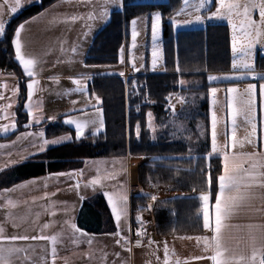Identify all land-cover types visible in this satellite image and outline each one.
<instances>
[{"label":"trees","instance_id":"trees-1","mask_svg":"<svg viewBox=\"0 0 264 264\" xmlns=\"http://www.w3.org/2000/svg\"><path fill=\"white\" fill-rule=\"evenodd\" d=\"M54 1L39 0L17 12L5 23V32L0 36V70L21 77L11 42L15 28L19 22L37 14ZM180 6L181 0L125 3L123 11L111 13L109 21L92 39L86 63H116L118 52L128 39L129 21L138 15L159 11L164 70L146 71L127 78L117 75L93 77L88 85L89 94L100 98L103 130L51 145L44 152L1 171V187L44 173L77 170L90 158L140 156L143 159L137 165V178L142 188L157 184L188 194L194 192L192 195L165 197L154 202L152 213L156 235L198 233L202 230L198 194L208 192L210 200H214L217 188L215 177L220 175L222 169L219 155L208 157L211 144L208 92L216 84L227 83L210 82L208 75L230 70L231 49L225 23L174 30L169 17ZM255 67L258 71H264V58L257 57ZM180 80L185 81L183 86L179 84ZM20 83L22 86V81ZM21 92L16 107V129L0 139H9L26 129L22 87ZM173 94L183 98L184 102L171 114L167 103L168 97ZM146 99L152 102L147 104ZM148 112L155 121L154 138H151L147 126ZM41 127L45 135L51 138L72 131L61 119L44 121ZM209 172L214 178L210 189L207 183ZM150 200L149 194H131V213L147 211ZM77 224L88 232L113 230V222L102 195L83 200ZM132 224H135L134 219Z\"/></svg>","mask_w":264,"mask_h":264},{"label":"rangeland","instance_id":"rangeland-1","mask_svg":"<svg viewBox=\"0 0 264 264\" xmlns=\"http://www.w3.org/2000/svg\"><path fill=\"white\" fill-rule=\"evenodd\" d=\"M57 1V0H56ZM54 1L49 6L54 5L56 3ZM133 0H123L122 6L113 5V9H119L114 11H123L124 3H135L129 2ZM136 3L139 2H150V1H157L161 2L162 0H135ZM98 5L100 0L97 2ZM200 0H181V6L179 10L183 9L181 15L176 16V12L173 14L172 17H175L177 20L183 22L186 20H194L195 15L199 14L205 19L202 22H193L188 24L181 23L180 25L173 27L174 30L179 28H195L201 27L208 24V22H225L228 26L229 30V40H230V49H231V62H230V70L227 72L210 74L213 76L220 77L215 81L210 82H227L224 84H216L209 89L208 92V103H209V122L211 128V136L213 133V120L216 121L215 131L217 132L216 142L218 147H224L227 143V140L230 142V145H233V141H237L236 145H251L250 143L243 142L244 137H252L253 144L261 143L264 145V108L260 107L261 99H260V85L264 84V80L254 79L255 77H260L258 74H264V71L256 70V59L257 57L264 58V48L261 47L260 44H257L252 53L251 63L254 65V71L249 72L247 69L240 66L241 62L247 60L248 58L244 56L242 52L233 53L232 52V29L228 24L227 18L225 17H211L208 19L207 17L211 16V13L216 11L217 7V0H205L204 7L199 9V12L196 10V6L199 5ZM94 7L93 9L97 10V4L93 1L92 4ZM46 7V8H47ZM62 8H66L61 5ZM99 7V6H98ZM44 8L43 10H45ZM43 10L38 12L35 15H32L21 22H19L15 28L19 27L21 24L24 25V28L21 31L20 35V43H21V52L25 56V59H33L36 61V64L33 67L34 75H40V73L47 74V80H39L34 78L36 84L34 85V89L40 90L39 88L42 87V83L46 82V87L51 88L56 93L60 92V97L64 101V105L67 106L65 109L69 107H75L78 105L80 106V110L75 113L66 114L61 118L63 124L66 119H76L80 120L81 122L85 119L89 121H96L95 126L92 123H89L83 129V135L91 133H97L102 131L104 128V120L102 110L100 108V113L97 114L96 107V96L89 94L88 85L91 81L90 78L87 81H83L85 91H75L77 85L73 82L75 79H81V74H89L97 75L102 74L105 72L118 74V73H144L146 71L155 72V71H162L164 70V61H163V47H162V29L160 26V30L157 34V40L155 42V47L159 52V59L157 61L156 67L153 68L152 64V52L154 48L153 40H152V30H151V14L157 13L159 11H152L151 13H144L132 18L129 21L128 25V39L123 44L124 48V62L121 63V48L118 52V59L116 63L113 64H105V63H86L85 58L88 50L87 47L82 46L83 41L79 39H68L62 44H46L42 46L41 44L33 43L30 41L29 37L25 30H27L26 22L28 20H33L34 18L40 16ZM19 12V11H18ZM108 16V21L110 19L111 13ZM17 13V12H16ZM160 13V12H159ZM36 16V17H35ZM13 17V16H12ZM86 17H88L86 15ZM252 18L254 20H259V11L253 9L252 11ZM136 20L137 23L135 25L132 24L133 20ZM30 20V21H31ZM207 22V23H206ZM133 27H135L136 32L138 35L133 41L132 31ZM14 31V34H15ZM14 34L12 40L14 38ZM2 35V34H0ZM12 42V41H11ZM91 42V41H90ZM90 44V43H89ZM135 44V46H133ZM77 47V51L73 52V47ZM121 46V47H122ZM15 60L23 73V67L16 59V50L15 46L12 43ZM236 59L238 64L235 69H233L232 61ZM58 60H61L59 63ZM51 61V62H50ZM131 61V62H130ZM133 63L135 64V69H133ZM87 66V67H86ZM96 66V67H92ZM21 74V76H22ZM59 75V76H57ZM208 75V77L210 76ZM57 76V77H56ZM225 76L232 77L231 79H224ZM19 78L18 76H16ZM15 77V78H16ZM24 77V76H23ZM71 77V78H69ZM209 81V79H208ZM229 81V83H228ZM232 81V82H231ZM18 82V97L21 96L22 92H19L20 87L24 88V99H23V110L25 109L24 103L27 94V84L30 82L29 79H22V86L21 83ZM248 84L255 85V95H254V107L252 109L251 115L253 117L251 124L245 118L243 111L239 114H233L232 109L229 108V98L232 99V107L233 108H240L244 109V105L239 101L245 99L244 89L247 87ZM217 89L215 93L211 92V89ZM229 88H236L238 91L234 93H229L227 90ZM39 92V91H38ZM48 95H52L53 92L48 91ZM20 93V94H19ZM45 96L46 97H48ZM41 99L44 97L42 95L39 96ZM53 98V97H51ZM76 98V99H74ZM74 99V100H72ZM180 97L173 96L170 100V107L171 111H177L180 105ZM18 102V101H17ZM151 103V102H150ZM148 103V104H150ZM18 105V104H16ZM56 105L58 104L54 102H50V112L55 111L57 108ZM3 109L0 107V112L2 113L3 117L6 115L7 108H5L3 104ZM90 107V108H89ZM89 108V109H88ZM175 111V112H176ZM25 112V110H24ZM174 112V113H175ZM9 113V112H8ZM150 112L147 113V126L149 128V122H151L152 127L149 128L151 138L155 137L156 127L154 117L151 114L149 117ZM171 113V112H170ZM26 114V112H25ZM173 114V113H171ZM16 118V109L14 112ZM27 116V115H26ZM233 119H235V125H233ZM103 121V126L100 127L99 121ZM26 123H29L26 118ZM16 119H15V127L12 129L11 133L14 132L16 129ZM68 126L72 131L71 133L64 134L69 137H73L76 139V127L75 124H65ZM253 125H255V131H253ZM98 129V131H97ZM27 129L18 131L13 137V143H9L7 147H0V172L8 169L12 166L6 167L9 165L11 161H16L17 164L22 163L26 159L22 160V157L27 156L29 153L36 152L37 148L34 145H38L40 141H38L36 136L29 135L25 138L23 134L25 133H38L34 129V131H26ZM45 133V131L42 129ZM62 136V135H61ZM13 137L9 138L8 140L12 139ZM47 140H52L51 137L44 136ZM54 138V137H53ZM211 138V137H210ZM4 140V139H0ZM22 140V141H21ZM213 140V136H212ZM30 143V145H28ZM1 145V144H0ZM28 145V146H27ZM4 146V145H1ZM211 152V151H210ZM118 157H99V158H90L86 159L82 164L81 168L77 170H66V171H59V172H51V173H44L37 176H32L18 182L13 183L8 187H1L0 186V224L5 231V234L10 236L16 232L13 227H10L12 220L15 222L28 221L30 225L34 228H30L34 235L37 236V232L41 231L44 233L43 229V221L45 215L49 216L50 223L48 225L51 226V229L57 230L56 226L67 227L70 226L71 216L73 214L78 213L81 203H74L71 200H65V197L69 196L74 198H85L91 199L92 197L100 194L105 199V202L108 207L109 214L111 216L112 222L115 223V228H117V221L113 217L112 209L108 203V197L105 193H117L123 191L128 196V201L126 205H118V207H123L126 209L123 215H121L119 226L120 228L127 226L129 223V218L136 219L137 215H140L141 218H149L152 221L150 227V234L155 233V224L153 222V213L152 208L154 202L165 197H175L180 195H192L188 194L187 192H182L179 190H170L169 187H165L164 185H151L149 188H142L138 185V178H137V165L143 159L140 156H130L129 160L125 159H116ZM124 161V165H117L118 161ZM81 172L82 174L77 177L75 175H58L61 173L70 174ZM116 174L117 179L115 181L103 179L108 174ZM100 177L101 182L95 186H86L89 184V181L93 178ZM20 187H16V186ZM120 185H123V189H121ZM10 190V191H6ZM208 194V192H205ZM131 194H149L151 197L156 196V200L153 201L152 199L149 202L151 208L147 211L138 212L132 214L129 209V196ZM201 194V193H200ZM198 194V195H200ZM64 200V201H63ZM32 201V204H30ZM42 201L44 202L45 207H43ZM67 201V202H66ZM148 205V206H149ZM45 211H44V210ZM43 211V212H42ZM43 216L41 217V215ZM17 226V225H15ZM26 226V225H25ZM27 227V226H26ZM36 231V232H35ZM105 234V233H103ZM21 235V233H20ZM52 235L56 236L57 234H50L48 237ZM75 239L74 241H76ZM19 249L23 248L26 245L25 241H18ZM35 246L42 245L44 248H49L52 250L53 248L57 249L59 247V239L55 238L53 240H35ZM53 256V255H52Z\"/></svg>","mask_w":264,"mask_h":264},{"label":"crops","instance_id":"crops-1","mask_svg":"<svg viewBox=\"0 0 264 264\" xmlns=\"http://www.w3.org/2000/svg\"><path fill=\"white\" fill-rule=\"evenodd\" d=\"M39 0H20V7L16 12L21 11L27 6L38 2ZM93 1L97 4V10L93 9ZM99 0H57L54 5L47 7L41 13L40 16L34 18L33 20H28L25 25H27V36L30 41L34 44H41L45 46L46 44H62L68 39H79L82 40V46L87 47L91 44L92 39L96 35L98 31H100L108 22V20L99 19L100 13V3L98 5ZM165 0H162L163 2ZM129 2H137L135 0ZM157 2V1H150ZM15 0H0V22L4 24L16 14V12H11L10 7L14 5ZM63 5L66 8H62ZM125 5V3H124ZM113 5L108 7V16L111 11L119 10L113 9ZM91 13L96 19L89 20L88 16ZM77 16L81 17V19L72 20L71 17ZM207 23V22H206ZM210 22H208L209 24ZM211 23H225V22H211ZM162 24V20H161ZM226 24V23H225ZM86 25L91 26V31L86 27ZM201 27H204L201 26ZM195 27V28H201ZM180 29H192V28H179ZM88 32V35L85 37L84 33ZM1 36V35H0ZM91 41V42H90ZM90 43V44H89ZM89 47V46H88ZM61 60H58L59 63ZM51 62V61H50ZM163 71V70H162ZM155 71V72H162ZM149 72V71H148ZM24 73V72H23ZM10 74V75H9ZM35 74V73H34ZM125 75L122 76L127 78L129 76H135L142 73H128L125 72ZM120 76L118 74H97L91 75L95 76ZM24 76V77H23ZM59 76V75H57ZM56 76V77H57ZM81 76V75H80ZM16 76L11 74V72L6 70H0V107L3 109V104L5 108L8 109L6 111L5 117H3L0 112V138L9 135L13 129V127H9L8 131H3V126L15 124V109L18 104V80L19 83L22 79H28L27 76L22 74L21 77L15 78ZM47 74L40 73V75H34L32 79L37 78L39 80H47ZM71 78V77H69ZM257 78V79H256ZM254 79L258 80V83L261 79L260 77H255ZM46 82L42 83V87L40 90L34 89L33 95L31 98V102L33 104V108L31 111L38 118L43 117L40 124L33 123L31 127L26 128V131H36L41 132L42 127L41 124L44 121H56L61 119L64 115L75 113L80 110V106L69 107L65 109L67 106L64 105V101L61 99L60 92L56 93L51 90V88L46 87ZM27 90V88H26ZM21 91V87L19 92ZM39 91V92H38ZM48 91L53 92L52 95H48ZM20 94V93H19ZM44 96L42 99L39 96ZM45 98V96H47ZM177 94H173L176 96ZM53 97V98H51ZM177 97H179L177 95ZM76 99V98H74ZM72 99V100H74ZM172 99V95L168 97L167 106L171 113L175 111H171L170 100ZM181 99V98H180ZM50 102H54L58 104L56 105V109L53 112H50ZM28 103V96L26 94L25 103ZM182 102L180 100L181 106ZM10 105V107H9ZM261 107V105H260ZM90 108V107H89ZM88 108V109H89ZM4 110V109H3ZM26 112L27 121L30 122L29 116ZM9 112V113H8ZM29 124V123H26ZM25 124V125H26ZM210 128V122H209ZM34 129V130H33ZM67 136L62 135L58 137L52 138L58 139L60 137ZM38 141H40L39 137L36 136ZM210 151L212 147V136H211V128H210ZM15 137L12 139H4L0 140V144L4 145L0 147H7L8 144L13 141ZM251 140V145H230V142L227 140L226 145L223 147H219L221 150L226 149L230 154H247V153H264V145L261 143L253 144L252 137H244L243 142L248 143V140ZM22 141V140H21ZM51 141V140H49ZM13 143V142H11ZM39 144V143H38ZM30 145V143H28ZM27 145V146H28ZM51 145L46 146L49 147ZM45 148V149H46ZM36 153V152H33ZM219 155L222 161V151L220 153L213 154ZM116 159H125L126 162L129 160V156H121ZM124 161H118L117 165H124ZM128 163V162H127ZM247 167V165H245ZM1 169V168H0ZM223 171V164L220 174ZM168 187V186H165ZM218 190V183L216 192ZM191 194H194L192 192ZM209 194V193H208ZM216 194V193H215ZM231 195L237 196L238 204L226 219L225 227L221 230V242L223 248H226L227 255H229L230 264H244L243 261L240 260V257L243 256L245 258H250L253 252V248L256 249H264V186H261L260 183L252 184L250 187H246L245 185H241L238 191L234 190ZM182 196V195H180ZM200 196V195H199ZM130 197V196H129ZM65 200H71L77 204L81 203L85 198L82 197L72 198L65 197ZM64 201V200H63ZM67 202V201H66ZM78 203V204H79ZM32 204V201H30ZM43 207H45L44 202L42 201ZM82 204V203H81ZM77 206V205H76ZM75 206V207H76ZM215 197L214 200H210L207 203L208 211L210 213V219L213 222L214 227V215H215ZM81 207V206H80ZM80 209V208H79ZM130 209V208H129ZM44 210V209H43ZM45 211V210H44ZM43 212V211H42ZM79 212V211H78ZM203 212L204 206L203 202L200 201V210L199 215L202 219V230L198 233H186V234H170L165 236H158L155 233H151L149 237H147L142 243H132L130 241V236L133 229V219L129 218V223L127 226L122 227L123 231H121L120 236L117 237L115 233L117 232V228H115V223L113 222V230L111 231H103L101 233L88 232L82 228H80L77 224V215L73 214L70 220V226L62 227L56 226L57 230L51 229V226L48 225L50 223L49 216L45 215L43 221V229L44 233L39 231L37 232V236H49L50 234H57L56 236L52 235L51 237H55L59 239V247L56 250L55 257L52 256V250L49 248H44L42 245L35 246V240H27L25 241L26 245L21 248V251L18 253H14L10 257V264H165V246L168 249L167 253V264H214V262L209 258L214 255L215 252L212 247L206 245L203 239L197 240V237H208L211 239L213 236V231L211 229H205L203 227ZM43 214L41 215V217ZM75 223L77 228L80 229V232H75L71 228V224ZM17 225V226H15ZM27 227H26V226ZM47 225V227H45ZM10 227H13L16 232L12 235H27L29 237L35 236L33 231L28 228L31 227L28 221L24 222H15L12 220ZM117 227V226H116ZM0 228L3 229L0 224ZM36 232V231H35ZM83 233V235L81 234ZM105 233V234H103ZM2 235L8 236L5 234L3 230ZM10 235V236H12ZM50 237V238H51ZM77 239L76 241H74ZM120 239L121 243H117V240ZM52 240V239H50ZM17 241L5 240L3 244L5 247L18 248L19 246ZM91 241V243H89ZM151 241V243H150ZM19 249V248H18ZM223 251V249H222ZM196 257H201L200 259H196ZM260 256L258 254L257 260H259Z\"/></svg>","mask_w":264,"mask_h":264},{"label":"snow or ice","instance_id":"snow-or-ice-1","mask_svg":"<svg viewBox=\"0 0 264 264\" xmlns=\"http://www.w3.org/2000/svg\"><path fill=\"white\" fill-rule=\"evenodd\" d=\"M7 2V0H6ZM187 0H185V3ZM205 0H200L199 5L196 6L197 12H199V9L204 7ZM123 0H102V3L100 4V13H99V19L107 20L108 19V7L110 5H116V6H122ZM20 7V0H15L14 5L10 7L11 12H16L17 9ZM253 9H256L259 11V20H254L252 18V11ZM183 12V9L176 12V16L181 15ZM211 17H225L227 18L228 24L232 29V52L235 54L238 51L242 52L245 57H247V60H244L241 62L240 66L247 69L249 72L254 71V65L250 62L252 59V53L253 49L257 44H260L262 48H264V0H217V7L216 11L211 13L210 17H207L208 19H211ZM89 20L96 19L97 17H94L91 13H89L88 17ZM72 20L81 19V17L73 16L71 17ZM205 19V17H202L201 15L197 14L194 17V20H186V21H179L175 17H169L170 23L173 25V27H176L183 24L193 23V22H202V20ZM137 21L134 19L132 21V24L135 25ZM161 26V14L159 12L152 13L151 14V30H152V40L154 44L153 52H152V64L153 68L156 67L157 61L159 59V52L157 48L155 47V42L157 40V34L160 30ZM86 27L91 31V26L86 25ZM24 28V25L21 24L19 27H17L14 38L12 40L13 45L15 46L16 50V59L19 61L21 66L23 67V71L30 80V82L27 84V96H28V103L24 105L25 109L27 110V114L29 116L30 122L29 124H26L25 127H31L33 123L40 124L43 117L38 118L36 115L33 114L31 109L33 108V104L31 102V98L34 91V85L36 84V81L32 79L34 76L33 67L36 64V61L33 59H25V56L21 52V43H20V35L21 31ZM5 32V24L3 22H0V34ZM88 35V32L84 33V36L86 37ZM138 33L135 30V27H133L132 31V37L133 41H135L136 36ZM135 46V44H133ZM73 52L77 51V47L74 46L72 49ZM121 63L124 62V48L121 47ZM131 62V61H130ZM237 60L234 58L232 61L233 69L237 67ZM133 69H135V64L133 63ZM87 67V66H86ZM96 67V66H92ZM179 71V68L177 69ZM105 75H111L112 73H102ZM120 76H124L125 74L123 72L118 73ZM260 75L261 79H264V74H258ZM81 79H75L73 82L77 85V88L75 91H85L84 85L82 83L83 81H87L91 78L89 74H81ZM232 77L225 76L224 79H231ZM209 81H215L217 79H220V77L210 75L208 77ZM185 81L180 80L179 84L183 86ZM135 87V83L133 84ZM211 92L215 93L217 89H211ZM229 93L237 92L238 90L236 88H229L227 90ZM244 93L246 98L240 100L239 102L242 103L245 107L244 109L240 108H233L232 107V99L229 98V108L232 109L233 114H239L241 111H243L246 120L248 123L251 124L252 122V109L254 107L255 101H254V95H255V85L248 84L247 87L244 89ZM260 99H261V107L264 108V84L260 85ZM181 102L183 101V98H181ZM100 98L96 97V104L94 107H96L97 114L100 113ZM10 107V105H9ZM149 117H151V113L148 114ZM65 124H75L76 127V139H80L83 135V129L88 126L89 123H92L93 126H95L96 121H89L85 119L84 121L76 120V119H66L64 121ZM100 127L103 126V121H99ZM233 125H235V119H233ZM9 127H15V124L12 125H5L3 126V131L7 132ZM151 122H149V128H151ZM216 127V121L213 120V140H212V147L211 152L208 153V157H211L213 154L220 153L222 151V164H223V171L218 176L215 177V181L218 183V190L215 194V215H214V227L213 222L210 219V213L208 211L207 203L209 201V194L202 192L199 196L200 201L203 202L204 206V212H203V227L205 229H211L213 231V236L211 239L208 237H197L196 239L199 241L203 239L207 246L212 247L215 254L210 256L209 258L214 262V264H230V257L227 255V249L223 248L222 242H221V230L225 227V221L229 217V215L232 213L234 208L238 204V197L231 195V193L236 190L238 191L241 187V185H245L246 187H250L252 184L260 183L261 186H264V153H247V154H230L226 149L221 150L216 142V136L217 132L215 131ZM253 131H255V125L252 126ZM137 129L139 132V125H137ZM98 131V129H97ZM95 134V133H94ZM25 138L29 135L32 136H38L40 139V143L38 145H34L37 148V153H42L45 151L46 146L48 145H57L62 142H66L71 139L69 136H63L58 139L54 140H47L44 138L45 133L43 131L39 133H25L23 134ZM237 141H233V146ZM248 143H251V140H248ZM37 153H29L27 156L22 157L23 159H28L32 155H36ZM17 162L11 161L8 166H15ZM247 165V167H245ZM210 167V166H209ZM82 173L76 172V173H70V174H58V175H75L79 177ZM103 179L112 180L115 181L117 179L116 174H108L106 177H103ZM213 177L211 176L210 172L207 176V183L209 185V189L212 186L213 183ZM101 182L100 177L93 178L89 181V184L86 186H95ZM16 187H20L19 185ZM121 189H123V185H120ZM10 191V190H6ZM105 195L108 197V203L112 209V214L115 220L117 221V232L115 235L117 237L120 236L121 231L123 229L119 226V221L121 218V215L124 214L126 211L123 207H118V205H126L128 201V196L125 192L120 191L117 193H105ZM83 199V198H82ZM151 199L155 201L157 198L156 196H152ZM148 208H151V205L148 206ZM136 220L143 224V221L141 220V216L137 215ZM47 227V225H45ZM71 228L75 232H80L81 230L77 228L75 223L71 224ZM3 229L0 228V264H10V257L14 253H18L21 251V249L18 248H12V247H5L3 244V241L10 240V241H27L29 239L31 240H48L52 239L55 241V237H48V236H27V235H12V236H4L2 235ZM83 235V233H81ZM137 235H144L143 232L138 231ZM91 243V241H89ZM117 243H121V240L118 239ZM151 243V241H150ZM223 249V251H222ZM167 253L168 249L165 246V264H167ZM56 250L55 248L52 249V255L55 257ZM258 254L260 256L259 260H257ZM201 257H196V259H200ZM240 260L244 262V264H264V249H256L253 248V252L250 258H245L243 256L240 257ZM179 264V262H178Z\"/></svg>","mask_w":264,"mask_h":264},{"label":"built area","instance_id":"built-area-1","mask_svg":"<svg viewBox=\"0 0 264 264\" xmlns=\"http://www.w3.org/2000/svg\"><path fill=\"white\" fill-rule=\"evenodd\" d=\"M145 102L150 103L151 99H146ZM141 220L143 221V224H141L135 219V224L132 229L131 236H130V241L132 243H142L147 237L150 236V231H151L150 227H151L152 221L149 218H141ZM138 231L143 232L144 235H137Z\"/></svg>","mask_w":264,"mask_h":264}]
</instances>
